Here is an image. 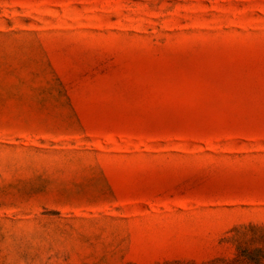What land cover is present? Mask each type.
<instances>
[{
    "label": "rangeland",
    "instance_id": "1",
    "mask_svg": "<svg viewBox=\"0 0 264 264\" xmlns=\"http://www.w3.org/2000/svg\"><path fill=\"white\" fill-rule=\"evenodd\" d=\"M0 264H264V0H0Z\"/></svg>",
    "mask_w": 264,
    "mask_h": 264
}]
</instances>
